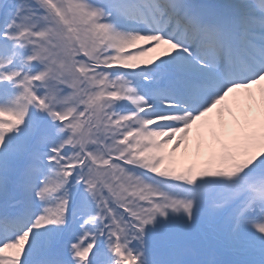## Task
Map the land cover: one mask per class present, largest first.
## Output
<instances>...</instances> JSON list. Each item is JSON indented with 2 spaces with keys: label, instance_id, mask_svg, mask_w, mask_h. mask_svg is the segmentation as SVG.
I'll return each instance as SVG.
<instances>
[{
  "label": "snow or ice",
  "instance_id": "6c2138e0",
  "mask_svg": "<svg viewBox=\"0 0 264 264\" xmlns=\"http://www.w3.org/2000/svg\"><path fill=\"white\" fill-rule=\"evenodd\" d=\"M0 264H264V0H0Z\"/></svg>",
  "mask_w": 264,
  "mask_h": 264
}]
</instances>
